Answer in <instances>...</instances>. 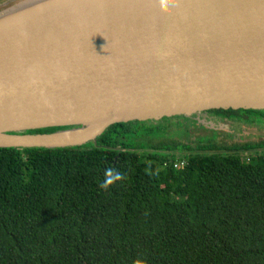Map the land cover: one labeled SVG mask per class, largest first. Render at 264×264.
<instances>
[{"label": "water", "instance_id": "95a60500", "mask_svg": "<svg viewBox=\"0 0 264 264\" xmlns=\"http://www.w3.org/2000/svg\"><path fill=\"white\" fill-rule=\"evenodd\" d=\"M220 109L264 111V0L0 3V149Z\"/></svg>", "mask_w": 264, "mask_h": 264}, {"label": "trees", "instance_id": "16d2710c", "mask_svg": "<svg viewBox=\"0 0 264 264\" xmlns=\"http://www.w3.org/2000/svg\"><path fill=\"white\" fill-rule=\"evenodd\" d=\"M171 118L81 147L0 149V264H264V141L194 125L191 142H168L188 138ZM106 169L121 178L102 187Z\"/></svg>", "mask_w": 264, "mask_h": 264}, {"label": "flooded vegetation", "instance_id": "af4514ba", "mask_svg": "<svg viewBox=\"0 0 264 264\" xmlns=\"http://www.w3.org/2000/svg\"><path fill=\"white\" fill-rule=\"evenodd\" d=\"M222 110V109H220ZM227 110V109H226ZM213 110H209V111H205L203 113H200L199 115H195V116H191V117H183V116H176L175 118L181 119V124L182 126H186V129L188 130V138L187 139H183V137L181 136H177L178 132H174V135L172 136H168L167 132L166 135L169 137L167 138L168 142H178V139L184 143L187 144L189 142H191L190 140V136L192 132V129L195 126L198 127H202L203 129H205L207 132H216L217 134L219 133V136L217 139V141H236L237 144L241 143L242 141L245 142L246 140L244 139L245 136L249 135L247 133H249L250 131H253L252 128H249V124L253 123L254 117H252V115H247V114H243L241 116V119L239 121H232L231 117H227L225 114L222 113H216L214 114L212 112ZM239 114H242V112H238ZM173 121L171 117L169 118H162L159 120H154V121H147V122H141V123H146L149 126L154 125L155 127H159L160 125L165 124L166 122H171ZM195 121L194 124H191V122ZM209 122L212 123H217L219 125V131H215L211 130L210 128H215L212 126V124L209 125ZM184 128V127H183ZM167 130H170V128H168ZM35 131H39V132H32L29 134H38V133H46L48 132V130H35ZM183 131V129H182ZM221 131V132H220ZM209 133L207 134V137L209 135ZM231 136V138H226V137ZM249 137V136H247ZM223 138V139H222ZM206 139H211L210 137L206 138ZM233 139V140H232ZM264 140V138H262ZM261 139V140H262ZM215 140V139H212ZM160 141L159 137H152L150 136V142H158ZM219 143V142H218Z\"/></svg>", "mask_w": 264, "mask_h": 264}, {"label": "rangeland", "instance_id": "374dc122", "mask_svg": "<svg viewBox=\"0 0 264 264\" xmlns=\"http://www.w3.org/2000/svg\"><path fill=\"white\" fill-rule=\"evenodd\" d=\"M252 117H254V119H252L253 123L249 124L250 125L249 128H252L253 131H250L249 133H247V134H249V135H247L249 137L245 136L244 139L250 140V141L252 140V141L256 142V141H260L262 138H264V136L261 135V134H264V117L258 116V115H255V116L252 115ZM210 124H212V126L215 127V128H210L211 130L215 129V131H219V125L217 123L209 122V125ZM208 133L209 132H207V134ZM219 136H221V135H219V133L217 134L216 132H210L208 135V137H210L211 139H215V140H217L216 138H218ZM224 143L226 144V143H228V141H224ZM244 154H245V156L248 155L247 152H245Z\"/></svg>", "mask_w": 264, "mask_h": 264}, {"label": "clouds", "instance_id": "9594fccd", "mask_svg": "<svg viewBox=\"0 0 264 264\" xmlns=\"http://www.w3.org/2000/svg\"><path fill=\"white\" fill-rule=\"evenodd\" d=\"M120 178H121V176L118 172L114 173L111 169H106L105 170V181L103 182V184L101 186L105 187V186L113 183V181L119 180Z\"/></svg>", "mask_w": 264, "mask_h": 264}, {"label": "built area", "instance_id": "2783aa9c", "mask_svg": "<svg viewBox=\"0 0 264 264\" xmlns=\"http://www.w3.org/2000/svg\"><path fill=\"white\" fill-rule=\"evenodd\" d=\"M186 162L185 161H176L173 163V168H183L185 166Z\"/></svg>", "mask_w": 264, "mask_h": 264}]
</instances>
